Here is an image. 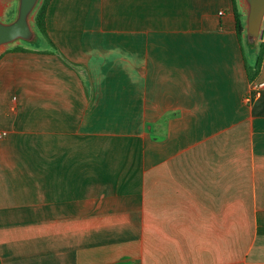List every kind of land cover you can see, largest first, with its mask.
Here are the masks:
<instances>
[{
	"label": "crops",
	"instance_id": "1",
	"mask_svg": "<svg viewBox=\"0 0 264 264\" xmlns=\"http://www.w3.org/2000/svg\"><path fill=\"white\" fill-rule=\"evenodd\" d=\"M48 26L0 56L2 264H264L234 0H52Z\"/></svg>",
	"mask_w": 264,
	"mask_h": 264
},
{
	"label": "water",
	"instance_id": "2",
	"mask_svg": "<svg viewBox=\"0 0 264 264\" xmlns=\"http://www.w3.org/2000/svg\"><path fill=\"white\" fill-rule=\"evenodd\" d=\"M244 14V45L258 55L264 34V0H239ZM43 0H0V56L9 48L27 44L40 47L45 38L35 24ZM12 9L13 16L7 17Z\"/></svg>",
	"mask_w": 264,
	"mask_h": 264
},
{
	"label": "trees",
	"instance_id": "3",
	"mask_svg": "<svg viewBox=\"0 0 264 264\" xmlns=\"http://www.w3.org/2000/svg\"><path fill=\"white\" fill-rule=\"evenodd\" d=\"M51 2L52 0H43L38 12L36 13L35 24L45 38L44 43H46L47 46L49 47H53L57 49V45L53 41L50 35L49 26H48V10H49ZM234 13H235V17L237 20L238 34L243 43V49H244V52H245V55L248 61L247 68H248L251 79L254 80L256 75L259 73V70L261 68V65L264 59V42L262 41L261 43V48H260V52L258 55L250 54L244 45V39H243L244 14H243V10H242L239 0H234ZM46 47L40 46V48H44V49ZM36 48H39V47H35V46L27 45V44H19V45L9 48L8 50H24V49H36ZM0 264H2L1 258H0Z\"/></svg>",
	"mask_w": 264,
	"mask_h": 264
},
{
	"label": "built area",
	"instance_id": "4",
	"mask_svg": "<svg viewBox=\"0 0 264 264\" xmlns=\"http://www.w3.org/2000/svg\"><path fill=\"white\" fill-rule=\"evenodd\" d=\"M221 13H224V11H221ZM262 41L264 42V34H263ZM263 87H264V82L254 83L252 89L245 96V101L247 103H251L255 98H257L261 94ZM6 134H7V131H1L0 137H4Z\"/></svg>",
	"mask_w": 264,
	"mask_h": 264
},
{
	"label": "rangeland",
	"instance_id": "5",
	"mask_svg": "<svg viewBox=\"0 0 264 264\" xmlns=\"http://www.w3.org/2000/svg\"><path fill=\"white\" fill-rule=\"evenodd\" d=\"M13 16V11H12V9L9 11V13L7 14V17L8 18H11ZM47 46V44L46 43H44L41 47H46Z\"/></svg>",
	"mask_w": 264,
	"mask_h": 264
}]
</instances>
